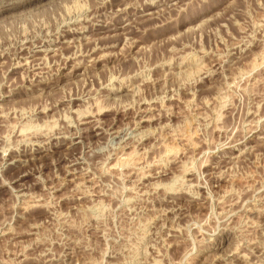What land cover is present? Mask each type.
Here are the masks:
<instances>
[{
  "label": "rangeland",
  "instance_id": "374dc122",
  "mask_svg": "<svg viewBox=\"0 0 264 264\" xmlns=\"http://www.w3.org/2000/svg\"><path fill=\"white\" fill-rule=\"evenodd\" d=\"M8 6L0 264H264V0Z\"/></svg>",
  "mask_w": 264,
  "mask_h": 264
},
{
  "label": "bare ground",
  "instance_id": "6f19581e",
  "mask_svg": "<svg viewBox=\"0 0 264 264\" xmlns=\"http://www.w3.org/2000/svg\"><path fill=\"white\" fill-rule=\"evenodd\" d=\"M19 1H20V0H19ZM26 2H27V0H26ZM23 3H24V2H23ZM15 4H16V3H15ZM4 6H5V5H4ZM111 6H112V5H111ZM119 6H120V5H119ZM151 6H152V5H151ZM153 6H154V5H153ZM155 7H156V6H155ZM10 8H11V7H9V6H8V7H1V8H0V14L3 13V12H5V11H8ZM114 8H115V7H114ZM118 13H119L118 21H122L121 16H120V15H121V12L118 11ZM118 13H117V14H118ZM122 13H123V12H122ZM127 14H128V13H127ZM139 16H140V15H139ZM118 21H117V22H118ZM150 22H151V21H150ZM99 25H100V24H99ZM101 25H102V24H101ZM103 26H104V25H103ZM127 26H128V25H127ZM118 27L120 28L121 26H120V25H116V26H115V28H118ZM92 28H93V27H92ZM95 29L97 30V28H95ZM81 30H82V29H81ZM83 30H84V29H83ZM84 31H85V30H84ZM84 31H83V32H84ZM66 32H67V31H66ZM77 32H78V31H77ZM77 32H76V33H73V32H72V33H73V35H74V34L77 35V34H80L82 31H81V32L79 31L78 33H77ZM69 35H71V33H68V32H67V34H65L64 36L69 37ZM79 40H80V39H79ZM76 41H77V40H76ZM40 42H41V41H40ZM58 42H62V41L59 40ZM74 42H75V41H74ZM41 43H42V42H41ZM56 43H57V42H56ZM39 45H41V44H37V45H36V43H32V44L28 47L29 49H28V52H27V53H28V54H32L33 52H36L35 47H38ZM43 45H44V44H43ZM24 49H25V48H24ZM1 55H2V54H1ZM1 55H0V56H1Z\"/></svg>",
  "mask_w": 264,
  "mask_h": 264
}]
</instances>
